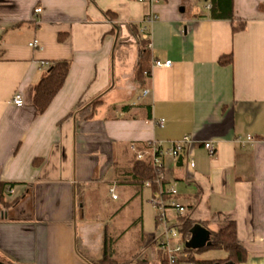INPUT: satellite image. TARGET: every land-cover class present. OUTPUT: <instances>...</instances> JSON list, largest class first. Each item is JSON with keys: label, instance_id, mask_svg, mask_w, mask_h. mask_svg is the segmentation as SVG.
<instances>
[{"label": "crops", "instance_id": "0c3cea01", "mask_svg": "<svg viewBox=\"0 0 264 264\" xmlns=\"http://www.w3.org/2000/svg\"><path fill=\"white\" fill-rule=\"evenodd\" d=\"M208 1L0 0V184L3 200L14 203H0V264H96L111 225L87 217L105 209L111 220L135 215L131 225L114 224L115 245L146 236L154 258L158 248L150 244L162 236L161 223L154 221V234L142 226L129 234L157 189L135 177L130 146L165 150L187 136L195 143L183 145L181 165L162 157L163 186L209 234L234 222L243 264H264V0H232L233 16L245 22L236 33L228 19L211 18ZM142 31L151 72L139 82ZM229 55L231 64L218 63ZM155 60L171 66L154 67ZM55 61L69 70L39 114L32 91L42 63ZM15 93L20 107L11 102ZM96 99L93 118L78 119L77 106ZM204 142L215 146L212 156ZM121 245L114 255L130 251ZM191 256L222 260L226 253Z\"/></svg>", "mask_w": 264, "mask_h": 264}, {"label": "trees", "instance_id": "16d2710c", "mask_svg": "<svg viewBox=\"0 0 264 264\" xmlns=\"http://www.w3.org/2000/svg\"><path fill=\"white\" fill-rule=\"evenodd\" d=\"M91 1V0H90ZM209 10L212 19H228L231 22L232 32H240L245 28V22L233 16L232 0H209ZM60 40V38H59ZM148 40H141L138 42L137 58L134 64V77L137 81L143 82L150 76V50L148 49ZM117 49L120 48L116 45ZM220 65L231 64V56L221 57L218 62ZM69 70V63L67 61H55L47 63L46 70L38 83L34 86L32 91L31 102L35 110L41 114L43 113L52 99L61 89ZM99 100L96 99L89 105L82 107L77 106L76 117L81 120H90L95 115ZM133 173L140 184L145 181L150 182V186L154 188V180L156 171L149 163L135 162L133 165ZM3 185L0 184V203L4 207L12 206L14 203H6L2 196ZM195 223L185 213L181 216H176L175 229L180 237V240L185 243L190 239V229ZM160 239V238H159ZM159 239H153L150 247L158 248L157 263L154 264H168L166 254L159 250ZM118 239H113L105 236L103 240L102 258L96 264H151L148 254L145 251L146 236L139 238L132 250L116 256L113 252V246ZM210 241L212 245L198 250L186 249L183 251L190 254L186 258H179L175 264H243L247 259V252L244 247L237 240L236 227L234 222H228L217 231L210 234ZM207 250H222L226 253V258L222 260H199L191 256L192 253L199 254Z\"/></svg>", "mask_w": 264, "mask_h": 264}, {"label": "built area", "instance_id": "2783aa9c", "mask_svg": "<svg viewBox=\"0 0 264 264\" xmlns=\"http://www.w3.org/2000/svg\"><path fill=\"white\" fill-rule=\"evenodd\" d=\"M138 2H143L145 0H137ZM148 2H156L157 0H147ZM35 13H40L41 9L38 8L34 11ZM143 32V31H142ZM142 39L148 40L147 35L143 32ZM30 47L34 48L37 46V42L33 41L29 44ZM150 45L148 44V48ZM43 66L47 67V63H42ZM152 66L159 68H169L171 66L170 61H152ZM147 91H144L143 95ZM12 104L16 107H20L23 103L21 95L15 93L11 100ZM162 125V121L157 123ZM248 141H252L251 138H248ZM190 137H184L181 141L172 143L167 149L162 150V148L156 144L152 143L146 150H138L134 145L130 146L131 151L134 153L135 160L138 162H144L147 158L151 166L156 171V177L154 180V185L156 186V192L150 199V205L155 213V219L157 222L161 223L163 226L162 236L159 239L158 246L161 251L166 254L168 264H175L179 258H186L190 254L183 251L184 244L175 229L174 226H168V219L166 212L171 210L175 213L176 216H181L185 214V208L179 205L172 195L175 194L173 187H164V173H163V162L162 157L169 155L174 159H177L180 155V151L183 148L184 144L192 143ZM195 143V142H193ZM200 145L206 150L209 156H212L215 152V146L210 142L200 143ZM189 167L193 168L194 164L192 161L189 162ZM145 187H150V182L145 181L143 183ZM6 191L11 193L12 190L7 188ZM112 199H116V195L113 193V190H109Z\"/></svg>", "mask_w": 264, "mask_h": 264}, {"label": "rangeland", "instance_id": "374dc122", "mask_svg": "<svg viewBox=\"0 0 264 264\" xmlns=\"http://www.w3.org/2000/svg\"><path fill=\"white\" fill-rule=\"evenodd\" d=\"M132 54H133V52H132ZM150 207H151L150 203H149V206L148 205L147 206L144 205V208H145L144 221H143V223H140V225L138 224V226L135 229V231H130L129 234L132 235L133 237L140 233V231H138L140 226H142L143 231L146 232L147 234H154L156 232L154 221L155 222H157V221L154 218L155 217V213L152 210V207L151 208ZM107 211H108V209H105L104 211H102V210L101 211H99V210L94 211L93 210V213L91 212L90 216L87 217V219L90 220V222L95 223L96 226H99V227H100V225L104 226L105 223H109L111 225V227H110V230L107 232L108 236L114 237L115 233L117 232V231H113L115 223H117L118 228H121V226L123 227V225L127 226V225H131V224H133L135 222V215L133 213L132 214L128 213L127 215H125V218H123V219H121V217H120L118 219L111 220V219L108 218V216L106 217V215H105ZM168 213H169V211L167 212V215H168ZM170 214L175 215V213L173 211ZM174 225H175V223L173 224V221H169L168 222V226H174ZM159 231L160 232L162 231V226L161 225L159 227ZM131 241L133 242L134 238H132ZM121 243L122 242H120L119 244H116L114 246V250H116V248L118 249V246H120ZM133 246H134V242H133V244L131 246H128V247L125 246L124 244L121 245V247L124 250L126 249V251H128L129 249L132 250ZM207 251H209V250H207ZM148 256H149L148 258H149L150 262H151V260L154 261L155 258H156V260L158 259L157 255L154 258L152 256H150V255H148ZM155 262H157V261H155Z\"/></svg>", "mask_w": 264, "mask_h": 264}, {"label": "water", "instance_id": "95a60500", "mask_svg": "<svg viewBox=\"0 0 264 264\" xmlns=\"http://www.w3.org/2000/svg\"><path fill=\"white\" fill-rule=\"evenodd\" d=\"M178 163L180 165L182 164L181 156L178 157ZM211 245L212 242L210 241L209 232L199 224H195L190 229V239L186 241L184 244L186 249H191V250H198L204 247H209Z\"/></svg>", "mask_w": 264, "mask_h": 264}]
</instances>
